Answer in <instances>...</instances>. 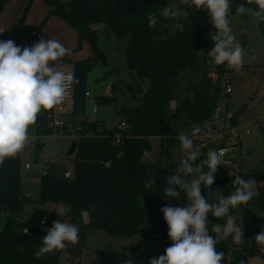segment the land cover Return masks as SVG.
<instances>
[{
	"label": "trees",
	"instance_id": "1",
	"mask_svg": "<svg viewBox=\"0 0 264 264\" xmlns=\"http://www.w3.org/2000/svg\"><path fill=\"white\" fill-rule=\"evenodd\" d=\"M10 1L0 0V14ZM34 1L29 0L22 9V18L19 19L22 27ZM241 2L247 3V0H232L230 17L236 12L235 5ZM43 3L49 11L40 24L30 29L25 46L38 42L48 19L55 17L76 29L78 50L83 43H88L93 54L91 59L76 62H72L69 55L62 58L61 64L72 65L79 81L74 83L72 116L84 113L86 77L94 65H109L98 43V31L94 29L97 25L112 33L117 40L127 41L125 63L135 74L134 85H127V88L137 105L117 110L121 123L125 124L124 131L118 130V126L107 129L102 121L84 120L75 125L74 132L79 138L67 140L69 145L77 143L70 157V179L64 176L66 169L55 163L44 168L45 174L40 178V203L68 207L67 222L78 225L80 230L76 246L69 244L66 249L42 258L35 256L47 234L45 229H50L54 221L65 222V218L54 211L48 226L42 229L28 226L23 220V209L31 200L21 189V153L4 161L0 166V213L5 215L6 221L0 232V264H59L65 252L81 255L86 233L93 229L104 230L114 236L149 233L155 240L169 244L167 224L160 209L173 204V199L163 194L167 177L173 175L161 166L144 164L143 158L151 151V140L172 135L167 123L173 118V113L182 114L187 127L202 125L212 119L218 81L213 83L209 75L231 70L226 65L212 68L207 63L205 53L212 30L208 12L184 5L181 0H43ZM165 6H178L185 14L165 19L160 15ZM149 13L156 14L154 28L148 27ZM188 73L195 74L197 81L186 86V95L178 101L176 97L182 90L181 77ZM146 84L147 89L144 90ZM96 102L110 105L116 103V97L113 93L97 98ZM172 102H176L175 111L170 109ZM51 111L38 116L35 124L38 134H48L47 115ZM233 123H237L234 116ZM78 127L80 132H76ZM63 131L67 134L68 127L65 126ZM205 159L207 157L200 154L199 161ZM235 176L253 182L258 189V197L254 196L252 202L264 212V166L234 175L218 167L211 188L201 185V190H209L219 198L227 197L237 187L232 183ZM152 179H155V184L146 187V182ZM243 205L231 209L229 215L235 214ZM84 213L87 214V222L83 220ZM226 220L227 217L218 219L212 214L208 225L210 235L217 238L212 226L224 225ZM26 227L30 230L29 235L23 233ZM216 247L225 253L227 264H240L242 260L248 264L251 258L263 257L257 245L246 243L234 249L231 236L227 240H218Z\"/></svg>",
	"mask_w": 264,
	"mask_h": 264
},
{
	"label": "rangeland",
	"instance_id": "2",
	"mask_svg": "<svg viewBox=\"0 0 264 264\" xmlns=\"http://www.w3.org/2000/svg\"><path fill=\"white\" fill-rule=\"evenodd\" d=\"M17 1L20 2L18 3ZM28 1L11 0L6 5L4 11L0 14V31H2L0 33V40H12L17 46H20L22 35L24 36L30 30L32 27L30 21L34 19L30 13L27 15L23 27L19 24V19L22 18V9L28 5ZM59 1L66 2L68 0ZM237 5L255 7V5L241 2L235 5V10ZM40 6L46 8L42 0H35L31 9L37 11ZM44 17L45 13L37 20V25L43 21ZM50 22L61 24L67 28L62 29L61 27L57 31H62L68 41L71 38L69 31L74 32L75 36L77 34L76 29L54 17ZM230 26L233 29L237 42L242 45L246 53V62L243 68L238 72L230 69L232 93L229 98L228 112L236 118L238 126L248 125L251 131L250 136L241 139L238 146L241 153L238 155L237 162L234 163V169L247 173L261 169L264 166V121L258 123V120L264 117V23H261L257 27L251 22V17L248 15H237L235 12L230 17ZM94 29L98 31V43L109 65L103 66L97 63L87 75L85 91L89 94V97L85 102L84 113L75 117L71 115V111L67 115L66 112L64 113L63 120H66L65 126L68 127V132L73 131L72 128L75 127L79 120L102 121L107 129L115 128L122 122V118L118 116L117 110L137 105L127 88V85H134L135 83V74L128 69L125 63L127 41L117 40L112 33L103 30V27L100 25L95 26ZM213 31L212 25L211 33ZM76 37H78V34ZM77 45L78 43L71 50V61L74 60L76 62L78 59V61H82L93 58L88 43H83L84 46L82 45L79 50L77 49ZM213 48L214 41L210 39V44L205 55L208 65L212 66V68L216 65L212 62L208 52ZM57 63L61 64L60 61ZM71 67L72 65H70L69 70H61L73 72ZM196 81L197 76L195 74H183L181 77L182 90L176 97L178 101L186 95V86ZM143 88L146 90L147 84ZM113 93L116 97V103L100 105L96 102L97 98L110 96ZM69 114L72 118L69 117ZM167 128L171 130L172 135L151 140V151L143 158V163L161 166L172 175H176L177 169L180 167L179 164L185 157L177 137L179 134L189 135L191 131L189 127L184 126V117L180 113H173V118L168 121ZM29 135L31 137L30 142L21 153L23 166L29 165L32 168L31 171L22 170L21 189L23 194L31 200L24 206L23 220L28 226L39 227L40 220L43 217H50L56 209L63 207L65 213L62 217L67 222V206L40 203V178L43 175L44 168L50 163L57 164L59 168L71 170L72 159L67 156L70 149L69 142L63 136V132L57 133L54 131L52 134H38L36 133L35 126L29 129ZM35 141L37 142L33 145ZM199 159L200 154H198L196 161L193 162L194 165L200 164ZM176 191L180 193L179 200L173 199L172 206H186V193L180 190L179 187L176 188ZM201 194L205 199H208L209 203L215 204L219 201V197L209 190H201ZM211 215L212 213L209 212L208 225L211 223ZM232 217L237 220V225L242 224L243 227L242 240L238 244L233 243V248H240L246 243L257 245L254 237L264 229V212L260 211L250 200L249 203L240 207ZM5 221V215L0 213V232L4 228ZM216 237L218 240H227L229 236L225 237L221 230L220 233H216ZM171 243V240L169 244L155 240L149 233L114 236L107 231L93 229L86 233L81 255L74 256L65 252L62 254L59 264H127L129 259L132 261V264H150L151 259L163 255L165 249ZM257 246L260 250V246ZM260 252L263 257L251 258L248 264H264V252L261 250ZM222 264H227L226 258L223 259Z\"/></svg>",
	"mask_w": 264,
	"mask_h": 264
},
{
	"label": "clouds",
	"instance_id": "3",
	"mask_svg": "<svg viewBox=\"0 0 264 264\" xmlns=\"http://www.w3.org/2000/svg\"><path fill=\"white\" fill-rule=\"evenodd\" d=\"M181 2L208 12L214 28L210 33L214 48L208 52L212 62L240 71L246 62V53L230 26L231 0ZM247 4L255 7L237 5L236 14L248 15L258 27L264 23V0H247ZM183 14L178 6H165L160 12L165 19H175ZM147 19L148 27L154 28L157 24L156 14L149 13ZM71 54V49L54 39H41L23 49L12 40H0V166L7 158H14L23 152L31 139L29 129L35 126L39 114L62 105L69 89L79 82L74 73L60 70L56 63ZM199 132L200 128L193 126L191 135L179 134L177 137L185 157L179 164L177 174L167 177L163 194L179 200L180 193L176 191L179 187L186 193L187 204L184 207L169 205L160 209L172 243L163 255L152 258L150 264H222L225 253L217 250L218 239L209 233V212L218 219L227 217L223 226H212L213 232L220 233L222 230L223 235L231 236L232 242L236 244L242 240V224L237 225V220L229 213L238 205H246L252 200L256 195L253 190L255 185L250 180L235 176L232 181L237 186L235 191L227 197L221 196L218 203H209L201 194V185L206 189L213 185L218 166L221 165L222 153L210 149L207 159L194 165L199 149L193 137ZM153 184L155 179L148 180L146 187ZM55 212L62 216L65 209L61 207ZM41 223H46V219ZM45 231L47 234L35 252L37 258L64 250L69 244L76 246L79 243L80 230L76 224L54 221L52 227ZM254 239L264 252V229ZM127 264H132V261L129 259ZM240 264L245 262L242 260Z\"/></svg>",
	"mask_w": 264,
	"mask_h": 264
},
{
	"label": "built area",
	"instance_id": "4",
	"mask_svg": "<svg viewBox=\"0 0 264 264\" xmlns=\"http://www.w3.org/2000/svg\"><path fill=\"white\" fill-rule=\"evenodd\" d=\"M209 78L216 83L218 81V91L215 94L216 104L213 111L212 119L202 125H190V134L192 133L193 126L199 127L200 132L193 137L195 145L198 146L199 154H204L207 157L208 151L217 150L222 153L221 165L218 166L229 175L238 174L239 171L234 169V163L238 160V155L241 151L239 149V143L243 137H248L251 135V131L248 128V125L238 126L237 123H233V116L228 112V103L229 98L232 93L231 89V72L225 69L224 72L220 74L212 72L209 75ZM74 84L69 89L67 98L65 102L57 106L47 115V125L49 132H64L63 128L66 125V121L63 120L66 105L74 101ZM85 97L88 98L89 94L86 93ZM172 111L176 110V102H172L170 105ZM264 121V117L258 120V123ZM72 132L63 133V136L66 140H75L79 137L75 135V128H72ZM118 130L124 131L125 124L121 123L118 126ZM81 128H76V132H80ZM58 133V132H57ZM120 139V138H119ZM39 141V140H37ZM33 142V145L37 142ZM25 171H31L32 168L29 165L23 166ZM45 172H43V175ZM65 178L70 179L72 176L71 170H66L64 173ZM46 219V223L42 224L41 221ZM83 220L87 222V214H83ZM49 217H43L40 220L39 227L40 229L48 226ZM25 229L27 232L25 233ZM23 233L29 235L30 230L28 227L23 229Z\"/></svg>",
	"mask_w": 264,
	"mask_h": 264
},
{
	"label": "crops",
	"instance_id": "5",
	"mask_svg": "<svg viewBox=\"0 0 264 264\" xmlns=\"http://www.w3.org/2000/svg\"><path fill=\"white\" fill-rule=\"evenodd\" d=\"M43 1V0H42ZM18 3L20 2V1H17ZM47 8V7H46ZM46 8H42L41 6L38 8V10L37 11H34V10H32L31 9V11L29 12V14L31 13V15L34 17V19H32L31 21H30V25L33 27V26H35V25H37V20H39L41 17H42V15L45 13V16H46V14L48 13V11H49V9L47 8V10H46ZM20 9V8H19ZM30 16V15H29ZM53 17H50L49 18V20H48V22H47V24H46V26L44 27V29H43V31L40 33V35H39V40H41V39H54V40H57V41H59L63 46H67L66 48H69V49H71V50H73L75 47H76V44L78 43V37H76L77 36V34H76V36H75V34H74V32H71V31H69V34H71V38H70V40L68 41V40H66V37H65V35H63V32L62 31H57V29L58 28H61L62 27V29H67V28H65L64 26H62L61 24H58V23H55V22H50L51 21V19H52ZM55 18V17H54ZM57 19V18H56ZM60 21V20H59ZM62 22V21H61ZM50 23H52V24H50ZM64 23V22H63ZM39 24V23H38ZM31 27V28H32ZM30 28V29H31ZM29 31L30 30H28L27 32H26V34L23 36L22 35V39H21V44H20V46L19 47H21V49H23V47H25V44H26V42H27V39H28V33H29ZM85 44V43H84ZM84 46V45H83ZM79 60V59H78ZM78 60H76V61H78ZM73 62H74V60H72ZM57 63V62H56ZM60 63H61V60H60ZM57 66H58V68L61 70V69H66V70H69L70 69V65L69 66H65V65H62V64H58L57 63ZM72 68V71H73V67H71ZM73 73V72H72ZM87 99V98H86ZM73 106H74V101L73 102H70V103H68L67 105H66V108H65V112H66V115H67V113L69 112V111H71V113L73 112ZM43 113L44 112H41V114H39V115H43ZM72 115V114H71ZM70 114H69V117H71L72 118V116H71ZM66 121V120H65ZM81 121H84V120H79V122H81ZM35 128H36V125H35ZM36 133H37V128H36ZM48 134H52V132H49L48 131Z\"/></svg>",
	"mask_w": 264,
	"mask_h": 264
},
{
	"label": "water",
	"instance_id": "6",
	"mask_svg": "<svg viewBox=\"0 0 264 264\" xmlns=\"http://www.w3.org/2000/svg\"><path fill=\"white\" fill-rule=\"evenodd\" d=\"M57 132L59 133V130H57ZM76 146H77V143L76 142H72L71 143V145H70V149H69V151H68V153H67V156L68 157H71L73 154H74V152H75V149H76ZM254 192L256 193V197H258V189H257V187H254Z\"/></svg>",
	"mask_w": 264,
	"mask_h": 264
}]
</instances>
